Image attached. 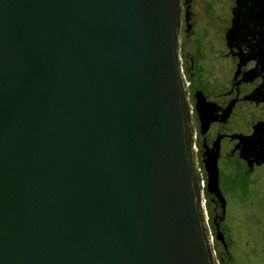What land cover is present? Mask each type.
<instances>
[{
	"label": "water",
	"instance_id": "95a60500",
	"mask_svg": "<svg viewBox=\"0 0 264 264\" xmlns=\"http://www.w3.org/2000/svg\"><path fill=\"white\" fill-rule=\"evenodd\" d=\"M182 13L0 0V264H220L206 193L226 203L217 156L206 179L198 162ZM243 143L264 163L256 134Z\"/></svg>",
	"mask_w": 264,
	"mask_h": 264
},
{
	"label": "flooded vegetation",
	"instance_id": "af4514ba",
	"mask_svg": "<svg viewBox=\"0 0 264 264\" xmlns=\"http://www.w3.org/2000/svg\"><path fill=\"white\" fill-rule=\"evenodd\" d=\"M181 3L180 52L189 83L195 146L204 179L207 156L215 154L219 180L225 175L228 185L240 188L244 194L264 196V163L251 156L243 143L256 134L262 145L257 143L255 155H261L264 146V0H181ZM210 31L217 39L218 60L221 61L218 75H205L203 61L195 49L204 40H200L202 33ZM234 31L237 33L233 36ZM200 106L210 118L205 133H202ZM230 128L233 130L227 131ZM221 193L223 195L222 190ZM207 202L213 234H217L219 225L224 237L223 242L215 241L220 264H232L234 243L231 233L223 226L226 215H223V205L210 193H207ZM258 232L264 238V225L259 226Z\"/></svg>",
	"mask_w": 264,
	"mask_h": 264
},
{
	"label": "rangeland",
	"instance_id": "374dc122",
	"mask_svg": "<svg viewBox=\"0 0 264 264\" xmlns=\"http://www.w3.org/2000/svg\"><path fill=\"white\" fill-rule=\"evenodd\" d=\"M200 40L201 45L195 46V49L203 61L205 75H218L221 61L218 60L217 39L214 33H202ZM231 130L233 128L227 131ZM225 177L222 175L220 178V187L226 203L223 226L231 233L230 237L234 243L231 250L232 264H264V238L260 237L258 232L259 226L264 225V196L257 197L251 192L244 194L240 188L228 185V179Z\"/></svg>",
	"mask_w": 264,
	"mask_h": 264
},
{
	"label": "trees",
	"instance_id": "16d2710c",
	"mask_svg": "<svg viewBox=\"0 0 264 264\" xmlns=\"http://www.w3.org/2000/svg\"><path fill=\"white\" fill-rule=\"evenodd\" d=\"M206 200H207V193H206ZM207 209H208V202H207ZM218 259H219V257H218Z\"/></svg>",
	"mask_w": 264,
	"mask_h": 264
}]
</instances>
